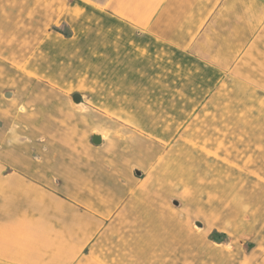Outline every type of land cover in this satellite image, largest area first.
Returning <instances> with one entry per match:
<instances>
[{
  "label": "rangeland",
  "instance_id": "374dc122",
  "mask_svg": "<svg viewBox=\"0 0 264 264\" xmlns=\"http://www.w3.org/2000/svg\"><path fill=\"white\" fill-rule=\"evenodd\" d=\"M29 3L26 17L14 15L20 12L16 1L12 11L0 6V171L15 170L14 176L28 175L31 184L85 200L104 220L118 213L119 224H110L109 235L92 248V264H128L125 255L143 254L149 242L144 239L160 233L173 234L174 241H153L151 249L161 253L171 246L188 256L184 264H264V145L244 138L248 131L219 128L223 124L211 112L194 111L176 123L181 113L172 102L180 97L172 90L180 82L170 81L172 70L159 65L156 93L149 98L147 63L132 60V67L115 56L127 43L144 52L139 40L132 43L133 33L100 9L84 0ZM238 20L222 26L199 51L222 67H232L233 56L242 60L250 27L245 17ZM104 50L108 60L100 57ZM236 72L264 88V39ZM73 92L87 94L86 112L71 107ZM129 101L149 111L154 123L162 121L157 131L165 140L149 134L152 118L131 111L122 117L118 107ZM95 129L108 135L100 147L91 144ZM254 136L263 140L264 129ZM132 165L143 170L141 177ZM121 188L127 193L120 202ZM165 217L172 224L158 223ZM215 233L226 237L214 242ZM118 249L125 255L115 261Z\"/></svg>",
  "mask_w": 264,
  "mask_h": 264
},
{
  "label": "crops",
  "instance_id": "0c3cea01",
  "mask_svg": "<svg viewBox=\"0 0 264 264\" xmlns=\"http://www.w3.org/2000/svg\"><path fill=\"white\" fill-rule=\"evenodd\" d=\"M15 1L20 4V12L14 15L26 17L31 6L30 0H0V6L12 11ZM84 1L106 13L116 26L132 32V41L139 40V47L144 52L136 51L127 43L124 47L118 46L115 56L117 59L125 58L124 63L132 67V60L140 62V66L143 61L147 63L144 81H148L149 98L156 93L157 67L162 65L166 71L172 70L168 72L169 80L179 81L181 84L179 88L171 89L173 97H180L172 102V106L177 107L181 113V116H175L176 123H185L188 114L194 111L196 114L211 112L217 117V123L223 124L219 128L229 126L232 130L240 128L248 131L244 138H250L253 144L264 145L262 137L254 136L260 133V129H264V88L236 72L240 64L245 65L247 53L252 54L255 48H262L264 0ZM239 17H245L244 24L246 28L250 27L244 44L247 52L242 60L233 56L228 63L232 67H222L199 50L205 47L202 43L210 36L214 41L215 33H220L222 26L239 24ZM109 45L110 48L114 46L112 41ZM160 47L164 49V55L159 52ZM100 57L108 60V51H102ZM177 66L180 67L179 72H175ZM135 70L141 74L143 69L138 67ZM84 94L83 104L87 99V94ZM117 98L125 100L122 94ZM118 108H121L118 110L123 118L129 115L128 111L133 114L140 113L149 120L153 117L148 116L150 112L133 101ZM150 122L153 132L149 134L156 139L165 140L164 135L157 131L160 125L157 122L162 121L157 119L154 123L152 118ZM100 132L105 133L102 143L95 145L91 142L96 147L102 146L108 136L106 131ZM141 171L143 175V170ZM14 173L15 170L5 174L0 171V264H81L87 261L92 264V248L98 246L96 243L103 240L104 235H109L110 224H119L120 218L116 217L118 213L109 220H104L99 216L102 214L100 211L96 215L84 204L85 200L80 202L60 190L36 186L29 179H25L28 175L14 176ZM126 193L125 188H121L118 197L120 202ZM158 221L160 224H172V219L167 217ZM97 231L100 232L96 233ZM164 240L174 241L173 234L150 235L148 239H144L149 242L145 245L143 254L139 252L130 258L118 249L117 255H113L114 259L116 261L125 255V258L128 257V264H184L188 256L173 251L171 246L161 253L151 249L150 246L155 245L152 244L153 241ZM6 248L7 252L4 251Z\"/></svg>",
  "mask_w": 264,
  "mask_h": 264
},
{
  "label": "water",
  "instance_id": "95a60500",
  "mask_svg": "<svg viewBox=\"0 0 264 264\" xmlns=\"http://www.w3.org/2000/svg\"><path fill=\"white\" fill-rule=\"evenodd\" d=\"M12 91H9V90H6L3 92V95L5 97H10L12 95ZM85 98V94L82 93V92H73L71 95H70V105L73 107V105H80L83 103V100ZM75 109H78L76 107H73ZM105 133L103 132H100L98 130H93L91 132V142L95 145H100L103 141V137H104ZM134 173L136 176H140L142 175V171L139 167H135L134 169ZM171 203L174 205V206H179L180 205V201L177 199V198H172L171 199ZM193 224L195 225V227L197 228H203V223L201 220L199 219H193ZM226 237L225 234L223 235H220V234H213L211 236V238L216 241V242H219V241H222L224 238Z\"/></svg>",
  "mask_w": 264,
  "mask_h": 264
},
{
  "label": "clouds",
  "instance_id": "9594fccd",
  "mask_svg": "<svg viewBox=\"0 0 264 264\" xmlns=\"http://www.w3.org/2000/svg\"><path fill=\"white\" fill-rule=\"evenodd\" d=\"M69 100H70V96H69ZM73 107L78 108V110H80V111H85L86 112L88 110L87 106L85 104H83V103L80 104V105H73ZM20 111H23V107L20 108ZM24 140L30 142L27 137H24ZM13 142H19V137H17ZM135 167H137V166L133 165V169Z\"/></svg>",
  "mask_w": 264,
  "mask_h": 264
},
{
  "label": "flooded vegetation",
  "instance_id": "af4514ba",
  "mask_svg": "<svg viewBox=\"0 0 264 264\" xmlns=\"http://www.w3.org/2000/svg\"><path fill=\"white\" fill-rule=\"evenodd\" d=\"M42 140H43V139H41V138L38 139L39 142H43ZM41 148H42V149H45L46 147H45V145H41Z\"/></svg>",
  "mask_w": 264,
  "mask_h": 264
}]
</instances>
